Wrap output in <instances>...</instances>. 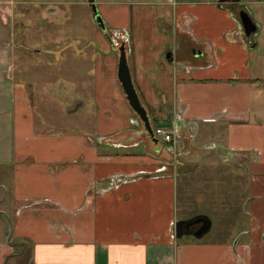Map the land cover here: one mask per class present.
Returning a JSON list of instances; mask_svg holds the SVG:
<instances>
[{"label": "crops", "instance_id": "obj_1", "mask_svg": "<svg viewBox=\"0 0 264 264\" xmlns=\"http://www.w3.org/2000/svg\"><path fill=\"white\" fill-rule=\"evenodd\" d=\"M14 3L0 0V264H264V80L247 9L264 0L174 2L173 96L145 107L170 142L150 137L111 57L95 68L97 131L40 128L30 89L13 73ZM238 9L258 25L251 36ZM145 72L136 68L133 83L144 86ZM173 161L175 172H163ZM200 171L219 225L206 240L211 212L188 216L181 220L208 217L212 227L178 238L186 178Z\"/></svg>", "mask_w": 264, "mask_h": 264}, {"label": "rangeland", "instance_id": "obj_2", "mask_svg": "<svg viewBox=\"0 0 264 264\" xmlns=\"http://www.w3.org/2000/svg\"><path fill=\"white\" fill-rule=\"evenodd\" d=\"M178 1L96 0L94 9L88 0H15L8 22L15 48L13 73L30 89L29 97L38 126L53 133L96 132L100 106L95 97V68L99 61L101 64V57L102 64L111 57L118 66L123 43L129 55L131 73L136 68L146 71L144 86L134 84L142 104L148 108L157 97L173 96V88L166 78L170 72L172 80V69L169 71L172 64L166 55L169 48L178 43L173 8L174 2ZM167 2L170 5L165 4ZM247 9L259 25L258 33L253 37L258 48L252 58L254 66H258V76L264 80V5H248ZM119 11H123L124 16ZM3 18L7 19L5 15ZM100 21L107 24L109 36L100 28ZM132 78L136 82L135 77ZM154 78L162 83L160 88L152 86ZM61 88L64 90L60 93ZM75 104L77 111L68 112V107ZM158 122L153 125L156 127ZM174 163H169L163 172L174 173ZM223 178L225 180L226 175ZM186 179V187L191 188L187 197L183 201L180 199L176 223L188 216L211 212L209 216L212 215L211 220L215 219V226L204 237L207 240L217 230L216 220L221 215L215 211L214 199L205 198L202 172ZM1 236L0 228V239Z\"/></svg>", "mask_w": 264, "mask_h": 264}, {"label": "water", "instance_id": "obj_3", "mask_svg": "<svg viewBox=\"0 0 264 264\" xmlns=\"http://www.w3.org/2000/svg\"><path fill=\"white\" fill-rule=\"evenodd\" d=\"M223 1L225 0H220V2ZM88 2L92 6V8L95 9L96 0H88ZM240 19L244 27L245 34L247 36H251L258 30V25L253 21L252 17L246 10L240 11ZM99 24L102 25V22L100 21ZM106 34L108 35V33ZM119 51H120V56H119V64H118V78L122 84V87L126 94V98L129 101L133 110L138 114V116L144 123V126L150 137H152L155 141H157V139L155 138L154 129L151 125L148 116L147 109L142 104L141 99L134 86L130 66L128 64L127 49L124 43L121 45ZM170 56L171 53L167 54V57ZM195 224H201V227L193 231L192 227ZM185 227L187 228V230L184 229ZM211 227H212V221L208 217H196L189 220H179L176 223L175 232L178 238L190 234L194 235L197 238H201L204 234L210 231Z\"/></svg>", "mask_w": 264, "mask_h": 264}, {"label": "built area", "instance_id": "obj_4", "mask_svg": "<svg viewBox=\"0 0 264 264\" xmlns=\"http://www.w3.org/2000/svg\"><path fill=\"white\" fill-rule=\"evenodd\" d=\"M154 133L156 137H161L166 142L173 140V133L166 131L164 128H157L154 130Z\"/></svg>", "mask_w": 264, "mask_h": 264}, {"label": "flooded vegetation", "instance_id": "obj_5", "mask_svg": "<svg viewBox=\"0 0 264 264\" xmlns=\"http://www.w3.org/2000/svg\"><path fill=\"white\" fill-rule=\"evenodd\" d=\"M99 25H100V24H99ZM100 28H101L102 30H104L106 33H110V32H109V28H108V26H107V24H106L105 22H102V25H100ZM108 36H109V34H108ZM109 39H110V37H109ZM111 41H112V40H111ZM200 226H201V224H195V225L192 227V230L195 231V230L198 229ZM184 229L187 230L186 227H185Z\"/></svg>", "mask_w": 264, "mask_h": 264}]
</instances>
